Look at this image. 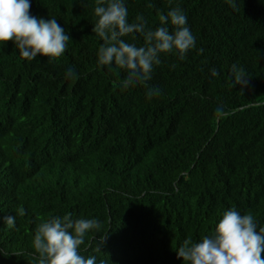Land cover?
<instances>
[{"label": "trees", "instance_id": "16d2710c", "mask_svg": "<svg viewBox=\"0 0 264 264\" xmlns=\"http://www.w3.org/2000/svg\"><path fill=\"white\" fill-rule=\"evenodd\" d=\"M30 2L71 39L52 61L0 43V264H39L37 225L69 213L101 223L80 247L96 264H189L183 241L212 236L233 208L264 227V0H124L128 22L143 15L152 30L181 8L196 38L185 59L161 53L152 78L126 89V69L98 63L95 0Z\"/></svg>", "mask_w": 264, "mask_h": 264}, {"label": "clouds", "instance_id": "9594fccd", "mask_svg": "<svg viewBox=\"0 0 264 264\" xmlns=\"http://www.w3.org/2000/svg\"><path fill=\"white\" fill-rule=\"evenodd\" d=\"M94 14L98 18L93 32L102 38L98 50V63L116 66L127 70L122 81L123 88L146 84L152 78L154 65L161 63V53L176 50L181 60L189 50L196 47V38L187 26V16L179 7L172 8L160 16L161 26L155 30L146 27L143 15H138L134 23L128 22V10L124 0H95ZM233 8L234 0H227ZM175 26L169 31L168 22ZM139 33L144 38L143 46L125 42L122 37ZM71 37L61 27L56 18L44 19L31 14L30 0H0V43L13 41L19 54L31 61L37 56L48 57L50 61L64 55ZM202 52L203 49H200ZM234 85L248 84V76L242 67L232 65ZM212 74L218 75L215 69ZM66 77H76L74 69L69 68ZM160 89L149 88L147 98L159 95ZM222 107L217 109L221 112ZM18 215L24 216L20 207ZM9 228L16 227L15 216H5ZM101 228L97 219L80 218L73 220L71 213L63 218L52 216L39 223L34 235V248L39 254V264H96V257L85 258L80 247L85 236L92 230ZM258 225L251 213L241 215L235 208L224 212L212 236H204L200 242L191 238L183 241L177 251V258L189 264H264V227ZM105 242V236L97 246V251ZM0 254L6 256L0 251ZM15 255H19L15 253ZM103 264V262H101Z\"/></svg>", "mask_w": 264, "mask_h": 264}]
</instances>
